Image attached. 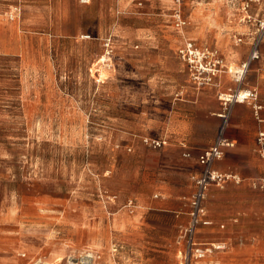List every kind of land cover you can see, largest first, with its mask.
<instances>
[{
    "label": "rangeland",
    "instance_id": "374dc122",
    "mask_svg": "<svg viewBox=\"0 0 264 264\" xmlns=\"http://www.w3.org/2000/svg\"><path fill=\"white\" fill-rule=\"evenodd\" d=\"M223 1L264 17L260 0ZM197 2L213 0H0V264H104L109 219L148 186L143 139H161L137 124L134 36L176 30ZM260 54L244 80L259 94L264 40Z\"/></svg>",
    "mask_w": 264,
    "mask_h": 264
},
{
    "label": "crops",
    "instance_id": "0c3cea01",
    "mask_svg": "<svg viewBox=\"0 0 264 264\" xmlns=\"http://www.w3.org/2000/svg\"><path fill=\"white\" fill-rule=\"evenodd\" d=\"M197 6L200 11L193 16ZM254 6L253 12L264 11V0ZM192 13L182 33L158 29L134 36L140 56L132 63L133 76L149 88L147 98L138 97L148 101L149 108L139 112L146 115L138 114L137 124L141 133L163 138L166 144L149 148L148 186L134 194L133 206L109 219L100 245L106 249L104 264H180L179 235L190 221L193 177L201 171L199 156L215 141L223 122L218 95L240 87L256 88L235 82L227 72L207 85H196L177 54L184 39L219 49L225 64L232 67L248 59L255 26L242 21L247 12L223 0H213L211 5L197 2ZM251 70L259 72V101L264 105V62L254 63ZM141 74L146 75L142 82L137 79ZM260 114L264 119V108ZM259 128L264 123H258L252 104L234 103L225 133L234 146L215 168L247 178L263 176L264 164L255 154ZM206 206L213 224L201 227L198 239L225 242L229 247L198 264H264V190H254L247 183L212 187Z\"/></svg>",
    "mask_w": 264,
    "mask_h": 264
},
{
    "label": "built area",
    "instance_id": "2783aa9c",
    "mask_svg": "<svg viewBox=\"0 0 264 264\" xmlns=\"http://www.w3.org/2000/svg\"><path fill=\"white\" fill-rule=\"evenodd\" d=\"M259 0H249L255 2ZM88 3L90 0H81ZM179 3L180 0H177ZM21 9L14 7L9 13V18L15 20ZM174 27L177 31L183 32L188 25L181 10L175 9L173 14ZM255 30L250 43L249 57L246 61L236 67L225 64L224 57L219 49L206 45H200L196 40L185 38L179 46L177 54L179 59L187 65L191 79L197 86L201 87L211 83L218 74L227 72L232 80L243 83L253 61L261 56V44L264 40V17L257 19L254 24ZM243 37L238 38L242 42ZM222 105L220 116L223 119L220 131L215 141L199 156L201 171L193 177L194 191L190 197V221L180 231L178 258L180 264H198L207 255L229 246L221 241H200L198 239L201 227H210L213 220L210 218L206 201L211 187L225 188L228 184L241 186L247 183L254 190H264V175L260 177L247 178L233 172H224L215 168V163L226 156L229 148L234 146L225 133L230 123V115L234 103L252 104L258 123H264L260 111L264 105L259 101V92L256 88L240 87L218 95ZM144 143L154 149H160L166 144L165 139L144 138ZM255 151L264 164V128H259L256 135ZM221 227H224L223 225Z\"/></svg>",
    "mask_w": 264,
    "mask_h": 264
},
{
    "label": "bare ground",
    "instance_id": "6f19581e",
    "mask_svg": "<svg viewBox=\"0 0 264 264\" xmlns=\"http://www.w3.org/2000/svg\"><path fill=\"white\" fill-rule=\"evenodd\" d=\"M41 264H46V263H41ZM48 264H50V263H48Z\"/></svg>",
    "mask_w": 264,
    "mask_h": 264
}]
</instances>
